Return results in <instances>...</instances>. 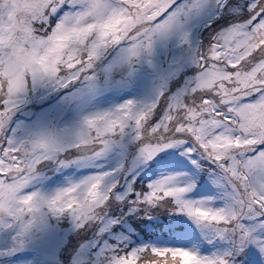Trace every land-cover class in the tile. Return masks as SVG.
I'll use <instances>...</instances> for the list:
<instances>
[{"label": "snow or ice", "instance_id": "6c2138e0", "mask_svg": "<svg viewBox=\"0 0 264 264\" xmlns=\"http://www.w3.org/2000/svg\"><path fill=\"white\" fill-rule=\"evenodd\" d=\"M0 264H264V0H0Z\"/></svg>", "mask_w": 264, "mask_h": 264}]
</instances>
